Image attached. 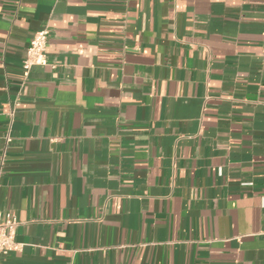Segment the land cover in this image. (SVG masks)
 <instances>
[{
	"label": "crops",
	"instance_id": "0c3cea01",
	"mask_svg": "<svg viewBox=\"0 0 264 264\" xmlns=\"http://www.w3.org/2000/svg\"><path fill=\"white\" fill-rule=\"evenodd\" d=\"M0 210V264H264V0H0Z\"/></svg>",
	"mask_w": 264,
	"mask_h": 264
},
{
	"label": "built area",
	"instance_id": "2783aa9c",
	"mask_svg": "<svg viewBox=\"0 0 264 264\" xmlns=\"http://www.w3.org/2000/svg\"><path fill=\"white\" fill-rule=\"evenodd\" d=\"M49 31L47 27H43L36 31L31 38L27 54L25 59L22 61V75L26 78L34 66H46L48 65V58L46 54V46L48 40ZM19 103H15L17 107ZM10 111L11 117L10 123L14 116V109ZM10 141L9 133L5 135V142ZM18 224L17 218L11 211L0 210V254H6L9 251L15 250L18 244L15 241V229Z\"/></svg>",
	"mask_w": 264,
	"mask_h": 264
}]
</instances>
